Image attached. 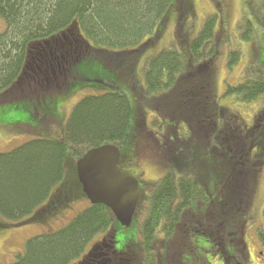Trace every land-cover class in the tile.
Wrapping results in <instances>:
<instances>
[{
    "label": "trees",
    "instance_id": "obj_1",
    "mask_svg": "<svg viewBox=\"0 0 264 264\" xmlns=\"http://www.w3.org/2000/svg\"><path fill=\"white\" fill-rule=\"evenodd\" d=\"M192 9L190 0H0V16L5 21L0 32V104L21 102L41 123L35 138L0 152V228L29 215L28 222L46 220L44 215L55 212L56 202L72 196L74 186L82 189L76 169L73 178L64 181L67 150L72 149L77 161L93 147L121 141L132 118L133 131L141 130L139 117L146 109L156 113V130L164 133L156 154L168 167L148 197L140 236L126 235L121 240L128 237L129 244L141 241L144 261L132 250L127 251L130 256L116 258L117 234L126 227L108 207L90 204L87 199L86 207L65 225L28 238L23 252L10 264H158L160 259L166 264L173 256L178 264H191L185 228L191 209L196 218L199 213L197 204L191 202L192 194L198 195L202 186L218 183L221 177L222 254L213 252L211 260L220 255L227 263L229 245L242 249L237 237L239 221L250 216L246 210L254 196L256 171L264 166V125L251 129L248 123L257 99L264 95V73L248 72L236 85L228 84L223 94H232L247 104L253 102L248 119L241 111L221 105L222 95L213 93L211 83L218 15L208 16L198 35L189 39L186 20L193 15ZM174 11V35L180 51L172 46L146 59L141 83L137 66L142 54L162 36L167 21L174 19ZM244 23L240 25L241 36L251 40L258 59L259 50L251 37L253 25L249 18ZM238 58L239 52L231 51L228 66ZM97 62L125 82L130 97L111 91L85 95L69 110L58 131V117L47 115L46 106L50 100L79 88L102 87V78L83 68ZM259 66L263 69L264 63ZM183 121V131L176 129ZM213 123L216 128L224 127L221 134L217 133L216 143L204 136ZM141 132L139 136L132 132L126 157L133 151L132 156L138 158L135 140H149ZM77 197L80 201L87 198L83 192ZM215 221L218 225L220 220ZM98 236L100 240L92 243ZM194 236L207 239L208 233L197 230ZM160 243L162 255L157 253ZM92 245H99L101 250L90 252ZM93 253L104 255L92 262L89 258Z\"/></svg>",
    "mask_w": 264,
    "mask_h": 264
},
{
    "label": "rangeland",
    "instance_id": "obj_2",
    "mask_svg": "<svg viewBox=\"0 0 264 264\" xmlns=\"http://www.w3.org/2000/svg\"><path fill=\"white\" fill-rule=\"evenodd\" d=\"M192 4V13L193 15L188 18L187 26L189 31V39L195 38L199 30L201 29L205 19L213 14L219 15L217 18L216 27L214 29V42L208 43L205 48V51H208L212 43L216 44L214 47L215 55L214 61H212V88L214 89V94L217 96L222 95L219 99V103L228 108H232L237 111H241L242 115L248 119L249 112L252 110V103H244L237 101L231 95H225L226 86L236 85L239 83L249 72L255 74L257 72L264 73V68L262 69L259 64L260 62L264 63V0H190ZM219 3V6L217 5ZM221 12V13H219ZM175 14L174 19L167 21L165 30L162 32V36L158 39L156 44L148 49L145 54H142L138 66H137V76L140 77L141 83L144 82L142 76L143 68L150 56L158 53L163 49L170 48L174 46L178 51V45L175 38ZM249 18L253 27H252V39L255 40L257 49L259 50V56L254 57L253 46L251 40L243 39L241 36L242 29L240 25H244L245 21ZM5 28V21L0 16V32ZM148 38V36H146ZM145 38V39H146ZM231 51H238L239 58L235 64L228 66V56ZM261 51V52H260ZM90 74H98L102 78L104 85L102 87L98 86H87L84 88H79L77 91L64 96H58L53 100H50L48 105L45 108L47 115H53L58 117V131H61L66 119L69 115V110L73 105L78 101V99L84 97L88 94H100L103 92L111 91L118 92L121 94H126L130 97L131 93L129 88L126 87L125 82L121 79L115 78L110 72L103 68L101 62L96 64L86 65ZM233 101V103H232ZM25 102V101H24ZM21 102L14 104H0V152H6L12 148L18 146L19 144L35 138L39 132L38 127H40L37 116L25 111ZM14 105H20L19 108H13ZM157 116L155 112L146 109L144 114L141 115L140 122L138 127L143 131L148 133L146 135L149 140L143 144L140 157L135 159L133 151L127 152L126 157V147L129 145L132 132L134 134H139L141 130H134L133 126L135 120L132 118L126 134L121 141L116 142V145L121 152V159L119 160V167L122 171L130 172L136 175V172L139 174V182L141 186L140 200L136 212H134L131 224L122 228L118 231L117 234V247H120V241L126 235H134L136 238L141 234V224L143 219L147 215V209L149 206L148 197L151 194V191L162 179L167 166L165 167L160 163L156 154V143L155 138L157 130L156 126L158 121L153 117ZM138 119V118H137ZM159 119V118H158ZM165 121H168V118H165ZM144 122V125H142ZM184 122V123H183ZM180 123L179 130L183 131L186 127L185 121ZM195 122V121H194ZM156 123V124H154ZM38 126V127H37ZM210 126L206 128L208 134L204 135L208 138V141H211L218 130L221 127ZM224 127L222 126V130ZM205 129V128H204ZM156 131V133H155ZM164 134V133H163ZM61 135V133H59ZM59 135H55L58 139ZM135 140L133 145L135 148H138V141ZM144 142V141H143ZM212 142V141H211ZM226 142V141H224ZM142 143V142H141ZM128 149V147H127ZM72 149L69 148L66 152L65 158V171H64V181L67 178H73V173L76 169V156L72 153ZM136 152V150H135ZM136 154H139L137 151ZM167 157V156H166ZM127 159V160H126ZM126 160V161H124ZM166 160V159H165ZM129 161V162H127ZM167 161V160H166ZM131 164V166H130ZM259 183L256 191L252 197V200L249 206H247L246 213L248 219L245 221H239V229L237 231V237L239 239V246L242 249H237L236 245H229L228 247V258L229 262H225L222 259V264H263L261 259L257 255L258 240H257V231L264 229V167L259 172ZM83 191L77 185L74 186L72 191V196L63 198L60 201L56 202L52 211L54 213H47L44 216L46 220L40 222H28L31 215L22 218L19 222H14V225L0 228V264H10L15 260L16 255L20 252H23L25 241L37 234L46 232L49 230L58 229L60 226L65 225L73 215L86 207L88 201L87 198H83V201L76 200L78 194H81ZM67 199V200H65ZM75 199L76 201H74ZM65 201L63 204L59 205L60 202ZM74 201V202H73ZM36 210V209H35ZM36 211L33 213V215ZM59 213V214H57ZM57 214V215H56ZM161 237L162 234H161ZM100 240L98 236L92 243H95ZM90 243V245L92 244ZM90 248V246L88 247ZM175 258V257H174ZM178 262V260H176ZM176 262V264H178ZM128 263V262H127ZM214 264H220L218 259L213 261Z\"/></svg>",
    "mask_w": 264,
    "mask_h": 264
},
{
    "label": "flooded vegetation",
    "instance_id": "obj_3",
    "mask_svg": "<svg viewBox=\"0 0 264 264\" xmlns=\"http://www.w3.org/2000/svg\"><path fill=\"white\" fill-rule=\"evenodd\" d=\"M257 100L258 101L256 102V106H254L253 112H251L250 114L251 121L248 122L250 123L251 129L252 128L260 129L264 125V95H261ZM207 125H210V124H207ZM215 125L216 124L214 123L212 124L214 128H215ZM177 127L179 126H176V129ZM221 133H222V130L219 129L218 134H221ZM145 134L148 135V133L146 132ZM218 134L214 137L215 143L217 142L216 138H218L219 136ZM156 136H158L157 138L154 139L156 146L157 148L158 147L161 148L163 145L165 136L161 132H157ZM143 139L140 140V142L138 143V148L134 149L136 150V152L137 151L139 152V154H136L135 152V155H138V157H140V151H141L140 148H142L143 144L146 143V141H144L145 139L144 140ZM252 157L253 158L256 157L255 153H252ZM261 163L262 165H264V161H261ZM259 172H261V169L256 171L257 177H256V183L254 185L255 191L259 183V175H258ZM135 176H137V178L139 179V174L137 172ZM201 189H202L200 190V192L202 191L201 195H200V192H197L198 195L193 193L192 198H191L192 204L193 202L197 204L195 209L198 207V210H199L198 217L196 218L197 214H194L196 213L194 212L195 210L191 209L193 213L191 212L190 214L191 217L189 218L190 221L188 222V225L185 228V237L188 242V245H190L191 247L190 249L191 251L189 253V258H191V260L189 259L188 260L190 261L189 263L191 264H212L213 261L211 259H212L213 252L216 253L218 251L219 254H222V240H221L222 239V219H220L222 217V198H221L222 197V177L218 183H215V184L212 183L211 185H204L202 186ZM216 218L220 220L218 225H217V222L215 221ZM211 219H213L212 222H211ZM197 230H202V231L207 230V233H208L207 239H203V238L196 239L194 235ZM259 231H262V232L259 233ZM260 234H262V237H261L262 239L260 238ZM162 236L164 235L162 234ZM160 238L161 240L163 239V237L161 236ZM257 240H258V248H256L257 255L264 264V229L257 231ZM196 244H198V247L195 248ZM159 246L160 247L157 249L158 251L157 253L162 255L164 251L163 244L160 243ZM142 249H143V245L141 244V241H139L136 244H129V238L126 237L123 241H121L120 247L115 248L114 253H115L116 258H120L122 255L127 254V251H130V253H133L131 252L132 250L134 251V254H137L138 252L139 253L138 256L140 255L142 261H144L145 254ZM130 253L127 255L130 256ZM98 258L99 257L94 254V256H92V258H89V259L92 262H97ZM173 258L171 259L168 258L166 264H172L173 263L172 261H176L175 259L172 260ZM221 260L222 258L219 255L218 261L220 264H222ZM109 262L110 260H108V263ZM162 263L163 262L160 259L158 264H162ZM113 264H117V263L115 262Z\"/></svg>",
    "mask_w": 264,
    "mask_h": 264
},
{
    "label": "water",
    "instance_id": "obj_4",
    "mask_svg": "<svg viewBox=\"0 0 264 264\" xmlns=\"http://www.w3.org/2000/svg\"><path fill=\"white\" fill-rule=\"evenodd\" d=\"M118 149L116 145L107 143L87 150L77 160L76 171L90 204L105 205L120 225L128 227L139 201L141 186L137 176L119 167L121 153ZM98 250H101L99 245H92L90 252ZM103 255L101 253L98 257Z\"/></svg>",
    "mask_w": 264,
    "mask_h": 264
}]
</instances>
